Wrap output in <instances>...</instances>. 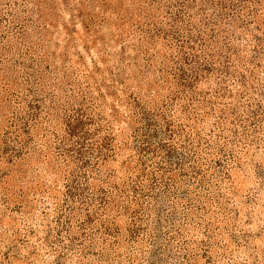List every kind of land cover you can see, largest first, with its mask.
<instances>
[{"label":"rangeland","instance_id":"rangeland-1","mask_svg":"<svg viewBox=\"0 0 264 264\" xmlns=\"http://www.w3.org/2000/svg\"><path fill=\"white\" fill-rule=\"evenodd\" d=\"M0 264H264V0H0Z\"/></svg>","mask_w":264,"mask_h":264}]
</instances>
